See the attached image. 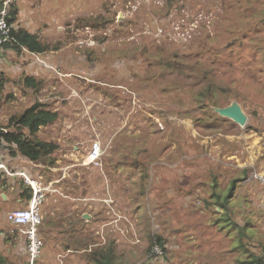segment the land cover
Instances as JSON below:
<instances>
[{"label": "rangeland", "instance_id": "374dc122", "mask_svg": "<svg viewBox=\"0 0 264 264\" xmlns=\"http://www.w3.org/2000/svg\"><path fill=\"white\" fill-rule=\"evenodd\" d=\"M128 2L99 0L90 4V0H58L53 5L43 4L44 10L35 12L40 21L34 30L38 28L45 33L52 49L45 55L34 54L32 64H25L42 70L39 75L44 83L24 93L19 84L9 81L4 97L10 92L15 96L0 106V121H7L10 113L30 104L35 94L58 109L59 117L42 126L38 135L59 141L60 148L52 154L54 161L38 162L44 171L29 170L30 175L36 177L43 172L46 179L41 180L45 182L52 180L51 175H65L63 183L75 187L76 203L69 207L74 206L75 219L82 212L77 205L78 196L88 193L106 196V207L126 217L116 222L117 212L101 207L99 215L106 216L100 223L107 221L105 238H118L122 257H132L133 264H229L238 256L247 257L235 247L238 236L231 238L228 229L217 224L213 208L199 203L203 196L199 190L207 191L205 184L212 179L209 171L215 165L220 167L218 189L226 192L225 196L242 199L241 206L234 204L239 224L247 217L255 222L248 229L253 239H245L250 241L249 248L262 251L264 186L257 181L242 180L243 176L247 180L244 166L264 172V83L255 76L258 73L251 59L253 48L248 44L243 46L244 55L239 54L238 47L220 54L224 58L233 57L235 66L227 62H211L208 66L218 85L238 86L250 99L230 94L242 103L251 126L247 127V122L240 125L242 131L227 136L221 131L213 134V129L197 126L195 118L202 114L198 94L205 82L195 75L185 76L181 72L178 75L166 58L175 49L180 51L179 56L188 55L201 35L183 32L189 21L188 13L190 17L203 14L202 23L208 29L202 32L209 30L216 38L212 44L218 46L229 37L221 33V15L228 13L225 3L231 6L232 17L240 19L242 15L238 13L242 6L263 7L262 0H152L138 7ZM84 4L95 13L109 15L110 19L96 28L79 25L77 14L83 17L89 10ZM244 18L254 22L253 17L245 15ZM100 36L104 39H99ZM89 37L92 43L88 42ZM143 44L158 53L151 54L149 60L148 56H133L136 47ZM90 48L94 50L91 54ZM208 55L206 59L198 55L200 60L195 65L207 62ZM15 64L20 63L10 57H0V67L8 75L11 74L7 70ZM162 85L167 86L166 90L161 89ZM218 85H213V89ZM227 93L223 92L220 97L222 104H226ZM250 102L255 104L257 112ZM227 118L222 121L225 125L230 124L231 118ZM99 141L101 145L95 146ZM121 160L127 163L122 164ZM132 162L150 166L147 184L136 187L132 178H126L130 176L127 167ZM62 168L68 172L63 173ZM51 189L56 194L64 192L54 184ZM128 207L140 215L131 216ZM59 209L60 213L66 210L63 206ZM81 226L86 230L75 224L68 240L66 232L45 234L47 242L36 264H45V261L58 264V249H67L71 237L74 241H84L82 234L93 230L91 224ZM140 227L143 240L138 238ZM154 232H162L169 239L167 256L145 253ZM94 236L98 239L97 234ZM124 252L130 255L126 257Z\"/></svg>", "mask_w": 264, "mask_h": 264}, {"label": "trees", "instance_id": "16d2710c", "mask_svg": "<svg viewBox=\"0 0 264 264\" xmlns=\"http://www.w3.org/2000/svg\"><path fill=\"white\" fill-rule=\"evenodd\" d=\"M261 3L264 4V0H262ZM3 6L4 0H0V11ZM224 6L228 13L221 15V33H224L223 35L225 36H229L224 44L218 43V46H215L211 41L212 39L216 38L212 36L209 31H204L198 36L197 40L194 42L192 50L188 55L181 53L183 56H185V58H191L192 60H185L183 56H179L178 54L180 51L176 49L172 50L173 55L167 54L166 58L168 63L174 67L178 75H180V72L185 76L195 75L200 78L201 82H205V84L200 88L198 94V106L202 108V114L201 116L197 115L195 118L196 122L198 123L197 126L205 129H213V134H215L217 131H221L227 136V134L239 133L242 131V127H240V124L232 119H230L229 125L223 124L222 121L224 122V120H227L228 118L221 115L212 106H225L229 104V102H231V100L234 98L230 94L237 98H239L238 96L240 95H243L246 99H249V97L246 94H242L239 91L238 86L231 87L218 85L214 79L213 72L208 66L211 62H227L228 64L235 66L233 57H230V59L228 57L224 58L220 57V54L228 53L230 50L234 48L236 49V47H238L239 54L244 55L246 51L243 50V46L248 44L251 49L253 48L251 59L254 60L253 64H255V67L257 68L258 74L255 75L256 79L264 83V5L263 7H258L255 9L249 8V5L242 6L243 8H240L238 13L242 15V18L240 19L237 17L234 19L232 17L230 14L231 6L228 7L226 3ZM19 11V6H17L15 1L12 0L8 13V22H10L11 25L19 18ZM245 15L248 17H253L254 22L248 21L246 18H244ZM79 17V24L87 23L88 25H91L95 28L104 26L105 21L109 19L105 18L104 15H101V17L104 18L99 19L98 15L94 16L93 14L88 17H84L85 21L82 20L81 16ZM99 39L103 40L104 37L100 36ZM46 40L48 41L45 33L41 31H35L32 28H28L22 26V24H19L18 26L13 27L12 37L0 46V49L3 51L0 52V54L6 53V49L12 47V50H15L17 55H19L18 57H12V59H14L16 62L22 60V53L30 54L31 56L36 53L45 55L47 51L52 49L50 45L51 43L46 42ZM88 50H90L89 54L94 51L91 48ZM151 50H153L152 47H149L147 44L138 45L133 56L138 55L142 56L143 58L148 56L147 59L149 60L151 58V54L158 53L154 50L153 52H150ZM208 53L209 55L207 57V62L202 61L201 64L195 65L200 57L206 59ZM237 53L238 52H236V54ZM8 54L9 52L7 53V56ZM198 55L200 57H198ZM178 75H174V77L177 78ZM180 78L184 79V77ZM171 79H173V77ZM9 81L10 76H7V73L0 69V106H2L8 98L15 96L14 92H10L8 96L4 97V91L6 90ZM14 82L21 86L24 93H27L30 90L38 89L44 83L43 78L39 79L35 74H27L26 72L22 73L19 77L16 76L14 78ZM193 83H195V81H193ZM213 85L218 86L213 89ZM93 87H95V89L99 88L96 86ZM166 88V85H162L161 89L166 90ZM219 88L222 89L221 92ZM223 92H228L225 95L227 98L226 104H222L220 102V97L222 96ZM32 100L33 101L30 104H27L21 110L10 113L7 121H0V151L4 150L5 148L10 149V153L12 155L26 157L32 162H41L45 159H51V161H54V156L52 157V154L57 152V150L60 148V144L41 138L38 135V131L49 121L53 120L49 123L54 122V119H56L58 116V111L51 106L50 102H44L39 97H36ZM250 104L252 109L257 112L255 104L252 102H250ZM249 126H251L250 121L247 123V127ZM255 128L256 130H261V128L258 126H255ZM1 147H3V149H1ZM1 157H4V151L0 152V158ZM121 161L122 164L127 163L125 160ZM142 163L145 165V161H142ZM219 168V165H215L210 168L209 172L212 175V179L209 181V183L205 184L207 190L205 192L209 195H212L213 200L211 198L209 199V197H206L207 194H205L202 196L201 201L204 200V204L207 206L211 205L212 203H217L224 208V210L219 213L217 222L219 223V226L229 228L228 232L233 239L238 236L239 242L235 244V247H237V250H239L242 254L247 255V257L238 256L233 263L229 264H264V248L259 252L253 251L248 247L249 241L243 238L244 236H247L248 239H253V236L250 232H248V229L253 225L254 222L251 219H247V222L244 225H240L236 220V215L233 214V205L235 204L240 206V201L231 198V196L223 197L224 195L218 189L219 177L217 172L219 173ZM248 170V167L244 169L245 175H248ZM4 176L5 174H1L0 172V183L2 182V185L7 188V186H9L7 185L9 183L7 180L8 176L6 175L7 177L1 180V177ZM235 182L236 179H234V181L232 180V186H234ZM16 188L19 190V197H21L22 200L27 203L33 194L32 187L30 185L23 184V180H20V185L16 186ZM74 188L75 187L71 189L69 188V191H73ZM49 192L50 191H48L46 194V197L50 195ZM83 221L84 218L79 215V217L76 219V224L77 222ZM231 222H233V225ZM78 225L80 226V229L83 230V226H81L82 223H79ZM86 235L87 233L85 236ZM142 237L144 239V235H142ZM168 240L169 239L166 238L162 232H154L151 240H149L150 245L145 249V253H148V256L154 255V249L156 245H160L164 249L165 255L167 256L168 248L166 244L168 243ZM89 241L91 246L88 245L87 250H84L82 253L85 259H88L90 264H128L130 262L128 258L124 259L122 257L121 249L118 247L119 243L117 238L109 237L106 239L105 243H101V241H98L92 233H89ZM0 264L12 263L8 262L5 257L0 256Z\"/></svg>", "mask_w": 264, "mask_h": 264}, {"label": "crops", "instance_id": "0c3cea01", "mask_svg": "<svg viewBox=\"0 0 264 264\" xmlns=\"http://www.w3.org/2000/svg\"><path fill=\"white\" fill-rule=\"evenodd\" d=\"M15 3L17 4V6H19L20 9V13H19V18L17 19V21L13 24V27L18 26L19 24H22V26L28 27V28H32L34 29V25H36L37 23H39L40 19L35 15V12L37 10H44L42 9L43 4L46 3H52L55 4L56 2H58V0H14ZM99 0H90V4H95L98 3ZM105 2V1H104ZM82 5L80 4V8ZM89 7L87 9L88 13L85 12L83 17L81 16L82 20L85 21L84 17H88L90 15H94L99 17V19L101 18H109V15H105L103 12H98L95 13L96 11L90 9L89 5H83ZM101 15H104V17H101ZM78 20H79V16L78 15ZM106 22V21H105ZM81 26H86L88 25L87 23H83V24H79ZM35 31H41L42 30H38L35 29ZM44 33V32H43ZM7 52L6 53H1V56L4 57H18L19 55H17L15 50H12V47H9V49H6ZM0 52H3L2 49H0ZM9 52L8 56L7 53ZM22 60L19 61L20 64L18 65H14V66H10L9 67V73L11 75L10 76V81H13L15 76L19 77L22 73L26 72L27 74H35L39 79H42V75H39L42 73V70H38L36 68L33 67H28L29 65L32 64L33 59L31 58L30 54H26V53H22ZM20 56V57H21ZM24 60V61H23ZM29 62V65H26L25 63ZM1 70H4V68H1ZM26 69V70H25ZM5 71V70H4ZM6 72V71H5ZM85 78V77H84ZM35 97H39L35 94ZM42 100V99H41ZM65 148V147H64ZM1 149H3V147H1ZM4 151V157L0 158V161H4L5 163H7V165L10 167V169L12 170H27L28 173L29 170L35 172V173H40L41 171H44L45 169L41 168V164L40 163H31L29 161V159H27L26 157L23 156H19V155H12L10 153V149L5 148L4 150L0 151L3 152ZM66 153V152H65ZM154 167V166H153ZM248 167V175H247V180H245V176H243L242 180L243 182L246 181L245 183L249 182L248 180V176L250 174V170H253L256 167H249V166H244L242 167L243 169V173H244V169ZM41 168V169H38ZM150 166L146 167L143 165L138 164V162H132L129 164V166L127 167L128 170H130V173L128 175H130L129 177H126L128 179L132 178L134 180V183L136 185L133 186H139L140 184L144 185L145 182L146 184L149 181V171ZM50 169H52L50 167ZM241 169V170H242ZM259 169V168H258ZM262 170V169H261ZM48 171V170H47ZM46 171V172H47ZM2 174H5L2 172ZM31 174V173H30ZM44 173L42 172V174H40L39 176H36L38 179H46V174L43 175ZM5 174L4 177H1V180H3V178L7 177L8 180V184L9 186H7V188L2 185V182L0 183V254L5 257V259L12 263V264H27V240H26V234L24 233V226H19L16 225L14 223H12L7 216V213L11 210L14 209L16 207H22L23 205H26V203L22 200L21 197H19L18 195V189L16 188V186L20 185V180L21 178L16 176V175H7ZM33 175V174H32ZM196 177H198L199 175H195ZM45 177V178H44ZM52 180H49L48 182H45L47 184L53 183L54 185L59 186V188L61 189V192H63L62 194L57 192L52 193L49 192V196L46 197L43 205H42V213L44 216L43 222L42 224L39 226V234L40 236L44 239V242H47L46 239V235L45 234H49L52 231L57 235V234H61L62 232H66L67 233V240L69 238V232L72 234L74 231V227L76 224V218L75 219V213H74V206L72 208H69L71 205L75 204V195L74 194V189L73 191H69V188H73L69 186V184L66 185V183H63L65 176L63 178H61V176H56V175H51ZM67 178V177H66ZM23 184H25L23 182ZM219 184H220V180H219ZM67 186V188H66ZM197 187H200L199 185H196ZM195 186V187H196ZM69 187V188H68ZM58 191V190H57ZM199 192H202L203 196L205 194L209 195L208 193H206L204 190H199ZM222 194L224 195L223 197H226L225 193L222 192ZM209 197V199H212V195L207 196ZM107 200L106 196L100 195V194H82L80 196H78V204L80 205V207L82 208V212H81V216L84 218L83 222H77L82 223L84 225H89L91 224V226H93V230L92 233L93 235L97 234L98 235V239L100 240L101 237L103 239V232H101L102 230V225L100 223V219L104 218L106 216V214L104 215H99V210L101 207L104 208H108L105 205V199ZM103 199V200H102ZM237 200H239L241 202L240 199L236 198ZM213 200V199H212ZM245 201H247V198L244 199ZM74 201V203H73ZM94 202V204H93ZM200 202H204V200H199ZM96 204L98 206H96ZM205 207L208 208H213V211L215 212V217L214 219L217 221L218 219V215L219 213H221L224 208L220 205H218L217 203L213 204V205H209L207 206L206 204H204ZM59 206H63L66 210L62 213H60V209ZM241 206V205H240ZM234 206L233 205V210H234ZM115 209H109L108 211L111 212ZM129 214L131 216H136L138 217L140 214L137 210L129 208L128 207ZM116 211V210H115ZM117 215H120L121 213H119L118 211ZM136 213V215H135ZM233 214H235L236 216V220H240L237 219V214L235 213V210L233 212ZM122 218L120 220H122L123 218H125L126 216L124 214H121ZM63 219V220H62ZM213 219V220H214ZM247 219H251L249 217L246 218ZM252 220V219H251ZM63 221L65 223V226H63ZM253 221V220H252ZM239 222V221H238ZM247 221H245L242 225H244ZM254 222V221H253ZM217 224L219 225V223L217 222ZM231 224L233 225V222H231ZM255 224V222L253 223ZM241 225V224H240ZM227 229H229L228 227H226ZM85 229V227H83V230ZM86 230V229H85ZM106 232H107V228H106ZM142 228H139L138 231V238H142L141 240H143L142 237ZM89 234V232H87ZM102 233V234H101ZM83 235L84 237V241L80 242L79 239L77 241H74L71 237V244H67L68 248L67 249H58L56 251L57 256L59 257L58 264H90L88 262V259H86L85 261V257L83 255V251L87 250V245L91 246L90 241H89V235ZM231 236V235H230ZM108 238V236H107ZM106 238V239H107ZM116 238V237H114ZM232 238V236H231ZM244 239H248L247 236L243 237ZM118 243H119V239L117 238ZM248 241V240H247ZM120 244V243H119ZM250 244V241H249ZM248 244V247H249ZM119 247V245H118ZM124 251V250H123ZM125 256H129L130 254H127L126 252H124ZM57 259V258H56ZM128 260L130 261L128 264H133L134 263V259L132 257L128 258ZM45 264H50V262L47 263V261H45Z\"/></svg>", "mask_w": 264, "mask_h": 264}, {"label": "built area", "instance_id": "2783aa9c", "mask_svg": "<svg viewBox=\"0 0 264 264\" xmlns=\"http://www.w3.org/2000/svg\"><path fill=\"white\" fill-rule=\"evenodd\" d=\"M142 0H133L132 6H137L141 3ZM12 0H4V7L0 11V46L6 42L8 39L12 37V25L8 22V13H9V6ZM131 1L129 2V4ZM189 16V14H188ZM203 18V14H200L196 17L193 21H191V25L199 26L200 19ZM92 37L88 38V42L92 43ZM6 170L8 174L15 175L23 174L26 177V180L30 182L33 186V195L26 206L17 207L15 209L10 210L7 213V216L11 222L16 225L24 226V231L28 236V249L30 252V259L31 263L34 264L36 258L40 254L41 247L43 246L44 242L39 235V225L43 221V214H42V204L46 199V189L48 186H43L37 180L30 179L24 171L15 172L14 170L10 169V167L4 161H0V172ZM62 170L66 171L65 168ZM263 170L255 168L251 171L248 176L249 181H257L264 186V172ZM117 218L116 220H118ZM157 253H162L163 250L160 246L156 247Z\"/></svg>", "mask_w": 264, "mask_h": 264}, {"label": "clouds", "instance_id": "9594fccd", "mask_svg": "<svg viewBox=\"0 0 264 264\" xmlns=\"http://www.w3.org/2000/svg\"><path fill=\"white\" fill-rule=\"evenodd\" d=\"M129 2L131 1V3H130V5L132 6V2H133V0H128ZM138 1H140V0H138ZM129 2H128V4H129ZM152 2V0H142L141 1V3L140 4H138L137 6H135V7H138V6H140L142 3H148V4H150ZM4 7V6H3ZM186 13H188L187 11H186ZM189 14V13H188ZM201 14V13H200ZM200 14H198V15H196V14H194V15H192V17H190V15L188 16V19H189V21L186 23V25L184 26V28H183V32L184 33H187V32H191L192 34H202L203 32V30L204 29H208V28H206L205 27V24L204 23H202L203 22V20H204V17L202 18V19H200V21H199V26H195V25H191L190 23H191V21H193L196 17H198ZM76 23V21L74 22V24ZM12 29H13V25H12ZM207 31H209V30H207ZM210 32V31H209ZM211 33V32H210ZM191 36H193V35H191ZM95 38V37H94ZM100 91H103V90H100ZM104 92V91H103ZM213 108H214V106H213ZM54 109H56L57 111H58V109L57 108H54ZM101 110V108H99L98 107V111H100ZM59 117V113H58V116H57V118ZM56 118V119H57ZM56 119H54V120H56ZM51 121H53V120H51ZM51 121H49V122H51ZM48 122V123H49ZM47 123V124H48ZM39 131H40V129H39ZM39 131H38V133H39ZM41 137V136H40ZM41 138H43V139H46V140H48V141H53V142H57V143H59L60 144V142L59 141H57V140H54V139H48V138H44V137H41ZM89 143H91V142H89ZM93 143V142H92ZM91 143V144H92ZM101 143H102V141H99L95 146H97V147H99L100 145H101ZM92 145H94V144H92ZM30 161V160H29ZM31 163H32V161H30ZM33 163H38V162H33ZM255 169V168H254ZM21 171H24L25 172V174L28 176V177H30V179H33V180H37L38 182H40L43 186H48L47 187V189H46V194L48 193V191H52V189H51V187L53 186V183H50V184H47V183H45L44 181H42L41 179H38V178H36V177H33V176H31L30 175V173H28L27 172V170H15V172H21ZM252 171V170H251ZM2 172L3 173H5V174H7V175H10V174H8L7 173V171L6 170H3V171H1V174H2ZM62 172L63 173H67L68 171H64V170H62ZM251 173V172H250ZM16 176H18V177H20L21 178V180H23V182L25 183V185H30L31 187H32V190H33V186H32V184L30 183V182H28L27 180H26V177H25V175H23V174H15ZM65 175H61V178H63ZM33 193H34V191H33ZM33 195V194H32ZM31 199V198H30ZM29 202V201H28ZM27 202V203H28ZM27 203H26V205H27ZM26 205H23V206H26ZM43 205V204H42ZM42 208V207H41ZM43 214V213H42ZM117 218H119L118 220H116ZM122 218V216L121 215H118V216H116L115 217V221L116 222H119L120 221V219ZM9 219V218H8ZM43 219H44V216H43ZM43 222V221H42ZM42 222H41V224H42ZM13 223V222H12ZM40 224V225H41ZM39 225V226H40ZM20 226V225H19ZM106 228H107V221L106 220H104V222H103V224H102V230H101V232H103V240L102 239H100V240H98V241H101V243H105L106 242V238H105V235H106ZM24 233H25V231H24ZM26 234V233H25ZM102 234V233H101ZM40 235V234H39ZM41 237V236H40ZM42 238V237H41ZM140 239V238H139ZM26 240H27V263L28 264H32L31 263V257H30V252H29V249H28V236H27V234H26ZM42 240H43V242H44V239L42 238ZM141 240V239H140ZM44 244H45V242H44ZM44 244H43V246H44ZM43 246L41 247V251H40V254H41V252H42V248H43ZM88 246V245H87ZM157 246H160V245H156V247ZM156 247H155V249H154V252H155V254L157 255V256H163L164 254H165V251H164V249L162 248V250H163V252L162 253H157L156 252ZM40 254L38 255V257L40 256ZM37 257V258H38ZM37 258H36V260H37ZM34 264H36V261H35V263Z\"/></svg>", "mask_w": 264, "mask_h": 264}, {"label": "water", "instance_id": "95a60500", "mask_svg": "<svg viewBox=\"0 0 264 264\" xmlns=\"http://www.w3.org/2000/svg\"><path fill=\"white\" fill-rule=\"evenodd\" d=\"M214 109L221 115L231 118L239 123L241 126L246 125L249 119V115L243 107L242 103L233 99L229 104L225 106H214Z\"/></svg>", "mask_w": 264, "mask_h": 264}, {"label": "bare ground", "instance_id": "6f19581e", "mask_svg": "<svg viewBox=\"0 0 264 264\" xmlns=\"http://www.w3.org/2000/svg\"><path fill=\"white\" fill-rule=\"evenodd\" d=\"M95 155H96V154H95ZM95 155H94V156H95Z\"/></svg>", "mask_w": 264, "mask_h": 264}]
</instances>
